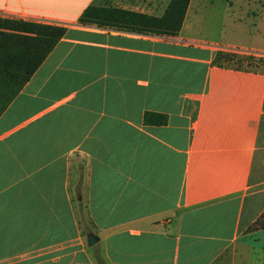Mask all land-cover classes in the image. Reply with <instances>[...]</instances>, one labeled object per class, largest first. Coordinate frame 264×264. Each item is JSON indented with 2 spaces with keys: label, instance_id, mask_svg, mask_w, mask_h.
Wrapping results in <instances>:
<instances>
[{
  "label": "crops",
  "instance_id": "crops-1",
  "mask_svg": "<svg viewBox=\"0 0 264 264\" xmlns=\"http://www.w3.org/2000/svg\"><path fill=\"white\" fill-rule=\"evenodd\" d=\"M169 2L0 0L66 28L0 116V264H264V0H190L174 37L78 22Z\"/></svg>",
  "mask_w": 264,
  "mask_h": 264
},
{
  "label": "trees",
  "instance_id": "trees-1",
  "mask_svg": "<svg viewBox=\"0 0 264 264\" xmlns=\"http://www.w3.org/2000/svg\"><path fill=\"white\" fill-rule=\"evenodd\" d=\"M190 0H170L161 17L111 7L90 6L79 24L143 35L174 37L181 30ZM66 28L31 21L0 18V116L52 52ZM236 56L218 52L214 63L232 62ZM143 123L162 126L167 117L145 112ZM264 228V214L248 230Z\"/></svg>",
  "mask_w": 264,
  "mask_h": 264
},
{
  "label": "rangeland",
  "instance_id": "rangeland-1",
  "mask_svg": "<svg viewBox=\"0 0 264 264\" xmlns=\"http://www.w3.org/2000/svg\"><path fill=\"white\" fill-rule=\"evenodd\" d=\"M2 18V17H0ZM22 20V19H20ZM27 21V20H26ZM31 22H35L33 20H31ZM39 23V22H37ZM232 54V56H236V58L232 61V62H227V61H221L219 63H221V65L224 66H231V67H243V68H249V69H254L257 68L259 66V64L263 63L261 59L254 57L253 55H248V54H234V53H230ZM80 213H81V217L84 218V210L83 209H79Z\"/></svg>",
  "mask_w": 264,
  "mask_h": 264
},
{
  "label": "water",
  "instance_id": "water-1",
  "mask_svg": "<svg viewBox=\"0 0 264 264\" xmlns=\"http://www.w3.org/2000/svg\"><path fill=\"white\" fill-rule=\"evenodd\" d=\"M86 243L88 247H93L95 244L98 243V238L94 234L89 233L86 236Z\"/></svg>",
  "mask_w": 264,
  "mask_h": 264
},
{
  "label": "built area",
  "instance_id": "built-area-1",
  "mask_svg": "<svg viewBox=\"0 0 264 264\" xmlns=\"http://www.w3.org/2000/svg\"><path fill=\"white\" fill-rule=\"evenodd\" d=\"M231 53L238 54L239 52H237V51H231Z\"/></svg>",
  "mask_w": 264,
  "mask_h": 264
}]
</instances>
